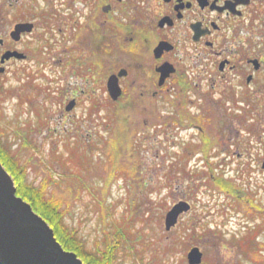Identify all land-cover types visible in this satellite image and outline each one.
Listing matches in <instances>:
<instances>
[{
	"label": "rangeland",
	"instance_id": "374dc122",
	"mask_svg": "<svg viewBox=\"0 0 264 264\" xmlns=\"http://www.w3.org/2000/svg\"><path fill=\"white\" fill-rule=\"evenodd\" d=\"M7 1L0 0V4L7 6ZM47 1L23 0L15 8H7L10 10L1 7L0 37L7 38L14 17L22 16L36 24L27 43L33 60L9 63L1 73L6 87L4 92L0 90L3 95H9L15 88V94L19 92L32 101L19 105L10 96L6 99L2 96L0 111L5 122L18 120L22 124L28 121L37 124L39 120L32 110L35 106L39 108L44 123L38 124L40 130L33 131L35 145L31 151L42 157L44 165L49 164L46 155L53 148L64 151L71 139L80 138L83 148L87 147L92 154L93 169L111 167L105 178L98 174L93 176L99 189L84 192L74 205L72 222L87 243L103 238L105 229L125 225L133 229L136 239H144L142 243L150 246L145 261L157 256L159 264H189L186 254L192 246H198L203 264H253L240 250L239 240L246 226L258 223L248 219L250 203L264 204V114L254 113L252 118L238 119L232 116V107L228 108L229 99L219 105L213 104V99L207 105L214 109L213 116L220 127L222 122L223 132L217 133L216 128L199 131L189 123L183 128L169 115L171 108L164 95L156 97L157 103L145 99L144 105L136 100V91L131 92L124 103L111 99L105 80L107 74L110 76L114 60L106 59V74L101 75L98 70L94 71L96 59L91 55L90 76L64 74L59 76V83L53 58L58 42L62 46L64 37L69 36V26L63 20L54 24L51 19L49 26H44L42 18L51 7ZM25 5L31 7L30 12L24 10ZM60 14L63 19L65 13ZM39 57L40 61L36 62L34 58ZM22 86L25 89L22 90ZM61 86L67 95L70 88L86 90L80 95L78 107L65 111V103H60V92L55 93ZM92 107L98 111L89 115ZM226 116L232 117L231 120L225 119ZM199 124L205 127L206 118ZM108 137L111 139L106 141ZM56 168L55 178L61 172ZM190 173H196L192 175L194 179H189ZM218 177L225 179L223 188L216 183ZM233 187L234 191L229 190ZM97 192L101 194L99 198ZM179 201H186L190 208L181 213L176 225L167 231L165 215ZM259 218L262 230L257 241L264 242V214ZM194 223L196 227H191ZM191 229L198 231L188 234ZM149 241L154 244L150 245ZM139 245L136 243L138 248ZM155 247L160 249L158 254ZM131 259L124 257L123 264H132Z\"/></svg>",
	"mask_w": 264,
	"mask_h": 264
},
{
	"label": "flooded vegetation",
	"instance_id": "af4514ba",
	"mask_svg": "<svg viewBox=\"0 0 264 264\" xmlns=\"http://www.w3.org/2000/svg\"><path fill=\"white\" fill-rule=\"evenodd\" d=\"M22 1L8 0V7L3 6L10 10L7 8H15ZM47 2L51 7L47 6L49 13L42 18L44 26H49V19L54 24L63 20L69 26V36L64 37L62 46L58 42L53 58L59 83V76L64 74L90 76L94 63V71L106 74V59H112L109 75L117 76L119 102L124 103L135 91L142 101L136 100L143 105L145 99L157 103L156 97L164 95L172 109L169 115L183 128L189 123L199 131L216 128L217 133L223 132L222 122L220 127L214 119V109L207 105L213 99L216 105L229 99L228 108L232 107V116L238 119L264 114V0ZM3 6L0 4V10ZM25 7L26 12L31 11V7ZM60 12L65 13L63 19ZM13 19L7 38L0 37V60L7 51H18L24 57L0 61L4 88L6 81L1 73L9 63L33 60L27 43L36 23L22 16ZM19 23H29L32 29L14 39L11 32ZM90 55L96 59L93 64L89 62ZM40 58L34 60L38 62ZM107 80L108 74L106 91ZM57 89L55 93L60 92L65 111L78 107L80 95L86 92L83 88H70L67 95L63 86ZM71 101L73 107L66 110ZM204 117L205 127L199 124Z\"/></svg>",
	"mask_w": 264,
	"mask_h": 264
},
{
	"label": "trees",
	"instance_id": "16d2710c",
	"mask_svg": "<svg viewBox=\"0 0 264 264\" xmlns=\"http://www.w3.org/2000/svg\"><path fill=\"white\" fill-rule=\"evenodd\" d=\"M0 88L4 92L5 88L2 82H0ZM20 88L23 90L25 86ZM15 92L17 91L13 88L9 95L2 93L0 98L3 96L4 98H2L6 99V96H10L18 101L19 105L31 103L32 99L28 96H23L19 92L15 94ZM43 109L46 110V108ZM32 111L35 112L39 120L37 124L29 121L22 124L18 120L14 121L16 123L6 121L7 124L4 121L5 116L0 111V162L13 179L16 195L27 202L33 211L48 223L63 249L74 252L85 264H123L124 257L127 256L132 258V264H157L159 260L157 256H152L149 261L148 259L145 261V253L150 249V246L142 243L144 239H136L135 232H132L133 229L130 226H112V230L105 229L103 238L94 239L92 244L87 243L79 228L72 222L74 205L76 200L82 199L84 192L99 189L93 176L98 174L105 178L106 173L111 169L109 166L111 164H108L109 167L105 164L106 167L101 166V168L93 169L90 165L92 154L89 153L87 147L83 148L81 139L77 138L76 141L71 139L64 151L53 148L51 153L46 155L49 164L44 165L42 157H38L31 151L35 145L33 131L40 130L38 124L44 123L41 122L42 116L39 108L35 106ZM97 111V108L92 107L88 114L91 115ZM250 129H252V125H250ZM208 133L211 135V132ZM106 139L109 141L111 137ZM108 144L111 145L110 142ZM199 146L200 144L197 145V147ZM37 150L40 151L39 149L35 151ZM108 151L106 152L108 153ZM53 167H57L61 171L57 178L54 176V172L57 171ZM190 174H188L189 179H194L192 176L194 173ZM207 178L211 181L209 175ZM223 179L220 177L216 179L220 188L226 186L223 182L225 179ZM229 190L234 191L235 187ZM97 193L99 198L101 194ZM247 211L250 215L248 219L258 223L255 226H246V232L239 240V247L242 253L253 261V264H264V242L257 241L262 230L259 217L260 214H264V204L250 203V208ZM187 225L189 226V224ZM191 227H196V223ZM188 231V234L195 232L192 229ZM136 243L140 244V248L136 246ZM148 243L154 244L152 241ZM131 249L132 252H130ZM154 250L156 254L160 252L158 247H155ZM203 261L200 264H203Z\"/></svg>",
	"mask_w": 264,
	"mask_h": 264
},
{
	"label": "water",
	"instance_id": "95a60500",
	"mask_svg": "<svg viewBox=\"0 0 264 264\" xmlns=\"http://www.w3.org/2000/svg\"><path fill=\"white\" fill-rule=\"evenodd\" d=\"M29 23L15 25L11 36L18 39L21 32L31 31ZM1 42V41H0ZM10 57L23 58L18 51H7L1 63ZM3 68H0L2 71ZM107 91L111 99L121 94L117 76L110 75ZM73 107L69 102L66 110ZM264 167V163H263ZM190 208L186 201L174 204L164 218L165 230H170L181 213ZM189 264H200L202 252L198 246L191 247L186 254ZM0 264H85L74 252L63 249L48 223L21 197L16 195L13 179L0 162Z\"/></svg>",
	"mask_w": 264,
	"mask_h": 264
}]
</instances>
